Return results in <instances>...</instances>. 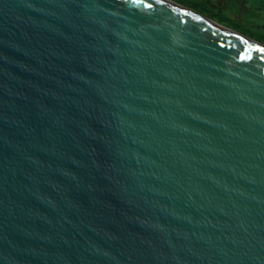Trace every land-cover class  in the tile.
Returning a JSON list of instances; mask_svg holds the SVG:
<instances>
[{
	"label": "water",
	"instance_id": "1",
	"mask_svg": "<svg viewBox=\"0 0 264 264\" xmlns=\"http://www.w3.org/2000/svg\"><path fill=\"white\" fill-rule=\"evenodd\" d=\"M223 29L0 0V264H264V45Z\"/></svg>",
	"mask_w": 264,
	"mask_h": 264
},
{
	"label": "rangeland",
	"instance_id": "2",
	"mask_svg": "<svg viewBox=\"0 0 264 264\" xmlns=\"http://www.w3.org/2000/svg\"><path fill=\"white\" fill-rule=\"evenodd\" d=\"M171 1L192 6L197 10L193 12L264 45V0Z\"/></svg>",
	"mask_w": 264,
	"mask_h": 264
},
{
	"label": "bare ground",
	"instance_id": "3",
	"mask_svg": "<svg viewBox=\"0 0 264 264\" xmlns=\"http://www.w3.org/2000/svg\"><path fill=\"white\" fill-rule=\"evenodd\" d=\"M159 1L164 2V3L170 5V6L174 7V8L182 9V10L185 11L187 14H189V15H191V16H193V17H195V18H197V19H199V20H201V21H204V22H206V23H208V24L216 25V26H218V27H222V29L224 28V29H223L224 31L230 33L231 35H233V36H235V37H237V38H239V39H241V40H243V41H246V42H248V43H251V44H254V45H256V46H259L257 43H253L252 41H249L248 39H245V38H243V37L237 35L234 31H231V30H229V29H227V28H225V27H223V26H221V25H218L217 23L213 22L212 20L210 21L209 19H207V18H205V17L199 16V15H197L195 12H193V11H191V10H188V9H186V8H183V7L181 8V7L178 6L177 4H175V3L171 2V1H168V0H159Z\"/></svg>",
	"mask_w": 264,
	"mask_h": 264
},
{
	"label": "trees",
	"instance_id": "4",
	"mask_svg": "<svg viewBox=\"0 0 264 264\" xmlns=\"http://www.w3.org/2000/svg\"><path fill=\"white\" fill-rule=\"evenodd\" d=\"M174 1H176V2H178V0H174ZM179 3H181V2H179ZM181 4H183V3H181ZM184 5V7H186V8H188V9H191V10H194V11H197L195 8H193L192 6H189V5H187V4H183ZM199 12V11H198Z\"/></svg>",
	"mask_w": 264,
	"mask_h": 264
},
{
	"label": "snow or ice",
	"instance_id": "5",
	"mask_svg": "<svg viewBox=\"0 0 264 264\" xmlns=\"http://www.w3.org/2000/svg\"><path fill=\"white\" fill-rule=\"evenodd\" d=\"M259 51L262 52V53H264V49H260Z\"/></svg>",
	"mask_w": 264,
	"mask_h": 264
}]
</instances>
